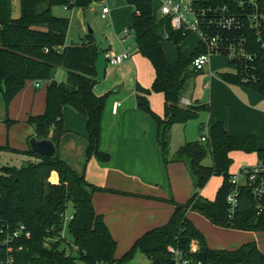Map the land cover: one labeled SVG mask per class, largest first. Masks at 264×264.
Masks as SVG:
<instances>
[{
	"label": "trees",
	"instance_id": "16d2710c",
	"mask_svg": "<svg viewBox=\"0 0 264 264\" xmlns=\"http://www.w3.org/2000/svg\"><path fill=\"white\" fill-rule=\"evenodd\" d=\"M11 1L0 0V103L6 105L27 80H47L55 67L65 72V79L49 81L44 88L43 111L25 118L34 137L52 142L54 153L45 157L29 148L20 151L0 146V150L25 157L19 166H0V219L8 231L21 224L28 233L0 245V259L8 252L11 264H129L138 251L148 259V264H172L166 248L173 246L195 259L214 264H264V253L255 242L241 243L230 250L207 248L201 233L185 216L191 210L221 228L264 230V212L257 213L255 200L247 187L236 189L237 205L232 214L225 201L227 193L234 189L229 181L232 174L228 171L232 162L229 153H255L262 158L264 149L258 147L253 135H229L221 122H215L206 129L199 124L200 135L204 131V141L198 137L169 152L171 125L196 118L197 113L208 110V106L179 105L186 81L199 73L191 69L189 62L200 49L182 51L180 42L184 37L170 29L166 17L156 14L152 0H124L132 7L126 31L131 33L136 52L148 60L153 71L148 88L136 86L135 105L156 123L163 162H181L185 166L191 191L183 203L169 200L172 210L168 219L144 231L126 251L114 257L115 241L90 201L93 192L103 189L86 182L83 175L75 173L57 153L59 137L64 132L61 108L68 106L85 118V158L93 157L99 162L109 159L98 147L106 94L96 95L92 90L97 82L94 63L98 48L92 34L88 33L77 43L65 44L68 19L51 13L53 6L83 9L96 0H17L16 16L12 14ZM162 40H169L174 47L172 61L164 56ZM255 66L248 74L254 73L256 82H243L240 75L233 72L215 75L226 84L250 87L264 97L263 57L257 59ZM151 92L162 96L161 116L149 108L147 96ZM4 122L12 121L5 119ZM205 157L209 159L208 164L202 163ZM51 172L55 173L56 182L49 180ZM213 175L221 176V183L209 200L199 194V189ZM68 206L70 213L66 214ZM64 228L69 241L62 236ZM191 242L197 244L195 253L188 252ZM61 244L63 246L59 247Z\"/></svg>",
	"mask_w": 264,
	"mask_h": 264
},
{
	"label": "crops",
	"instance_id": "0c3cea01",
	"mask_svg": "<svg viewBox=\"0 0 264 264\" xmlns=\"http://www.w3.org/2000/svg\"><path fill=\"white\" fill-rule=\"evenodd\" d=\"M112 19L115 28L108 29L104 35L105 43L100 49L102 61L97 63L95 60L97 82L92 87L94 94H106L101 111L98 147L108 154L109 159L99 162L93 157L85 158V118L68 106L61 108L64 132L59 137L57 153L75 173L82 174L86 182L103 189L91 194L92 209L101 214L115 244L120 239L124 247H129L144 231L162 225L168 219L172 210L169 200L178 199L181 190L178 189V183L191 181L183 163L163 162L157 143L156 123L149 114L135 105L136 86L148 88L153 71L148 60L134 50L135 45L132 49L126 44L127 37L130 35L132 38L131 33L123 38L120 36L119 32L129 26L131 14L129 12L124 22L111 17ZM193 40L191 51L196 46L194 37ZM65 44H68L66 36ZM180 45L183 52L189 53L183 49L182 41ZM125 46L131 49L127 59L116 65L105 63L103 51L120 53ZM174 58L170 56L167 60L172 61ZM211 59L208 67L213 71ZM148 72L151 73L149 84L146 80ZM205 72L207 73L206 68L197 74L206 76L201 84L203 92L193 93L189 90L185 95L184 91L182 97L188 100V105L206 104L208 110L199 111L196 118L183 124H172L169 129V142L172 130L175 142L178 143L176 145L179 146L199 137V124L206 129L215 122H221L229 135H253L258 147L264 149V97L250 87L224 83L215 75L218 72H214L213 76L208 73L206 75ZM64 79L65 72L55 67L50 71L48 79L40 81V84L37 82L34 85L33 80L25 81L21 91L17 92L18 95L10 101L8 110L6 105L0 103V121L8 119L19 123L16 142L17 147L22 149L20 151L29 148L27 137L33 136L32 127L25 123L26 116L43 111L44 88L49 81ZM153 93L147 96L149 108L161 116L162 96L155 92L160 96L161 104L158 101V106H154ZM114 102L118 105L113 113L111 106ZM173 151L169 148V152ZM232 152L240 151H231L229 156ZM240 153L255 155L258 160L255 153ZM52 176L53 179H50ZM50 177L51 182H56L54 172L50 173Z\"/></svg>",
	"mask_w": 264,
	"mask_h": 264
},
{
	"label": "built area",
	"instance_id": "2783aa9c",
	"mask_svg": "<svg viewBox=\"0 0 264 264\" xmlns=\"http://www.w3.org/2000/svg\"><path fill=\"white\" fill-rule=\"evenodd\" d=\"M103 2L104 0H96ZM157 5V14L166 17L170 29L180 32L185 38L192 35L195 38V48L200 51L194 54L189 66L194 71L207 69L208 75L213 72L208 67L211 57L222 58L233 67V73H238L243 82H256L254 73L255 62L259 57L264 59V0H227L223 2H204L203 0H152ZM91 1L88 6L92 3ZM87 6V7H88ZM62 8L69 9L66 5ZM90 11L97 13L94 8ZM106 4L100 6L99 17L105 19L108 15ZM128 31L124 29L121 37ZM136 51V49H134ZM131 54L129 46H125L120 53L111 50L102 52L104 61L108 65H116L127 59ZM37 85V81H34ZM180 106H187L188 100L180 97ZM118 103L114 102L111 111L114 113ZM204 131L199 136L204 141ZM234 189L227 193L225 201L229 214H232L237 205L236 189L247 187L255 200L257 213L264 212V157L258 158L253 166L243 167L238 176L231 174L229 178ZM0 245H4L19 235L27 236L21 224L11 231L0 219ZM198 247L191 242L189 253H195ZM172 264H214L195 259L173 246L166 248ZM12 257L6 252L0 259V264H11Z\"/></svg>",
	"mask_w": 264,
	"mask_h": 264
},
{
	"label": "rangeland",
	"instance_id": "374dc122",
	"mask_svg": "<svg viewBox=\"0 0 264 264\" xmlns=\"http://www.w3.org/2000/svg\"><path fill=\"white\" fill-rule=\"evenodd\" d=\"M11 2H12V14L16 16L18 14L17 0H12ZM151 3L153 10L157 14L156 3L154 1H152ZM103 4H106L107 7L110 9L109 14L105 19L100 18L98 14L100 6ZM91 6L97 12L96 14H93V11L89 10V7ZM131 11H132V7L128 5L124 0H104L103 2L93 1L88 7L83 9L78 7L64 9L62 8V6L51 7V13L53 15L58 17H65L68 19V28L66 31L67 43L79 42L80 39L83 37V35L86 33L87 27L91 29L92 38L94 39L95 44L98 48V53L95 57L97 63H100L99 62L100 60L102 61L100 49L103 47L105 43L104 35H106V31L108 29L115 28V22L113 19L111 20V17L114 19L115 18L119 19L121 20V22L122 21L124 22L126 21L129 12L131 14ZM119 33L121 34L122 31ZM128 33L130 32L128 31ZM193 41L194 40L191 35L186 36L182 40L183 49H185L187 52H190ZM126 44H128L133 49L134 43L130 35L126 39ZM161 47L166 59L170 56H173L174 58V54H175L174 47L169 40H162ZM211 58H212L211 65L214 67L215 70L212 71L213 72L211 74L212 76L214 75V72L222 73V72L233 71V67L227 62H225L222 58L215 56ZM150 72L147 73V77H146L148 84L151 78ZM205 74L207 75L206 72ZM205 78L206 76H203L201 74L189 78L185 84V91H186L185 95H187V91L189 90H192L193 93H202L203 91L201 89V84L203 80H205ZM37 82L39 84L41 83L40 81ZM17 95L18 94H16V96ZM153 97H154V101H153L154 106H158V101L159 104H161L160 96L158 94L154 92ZM10 101L6 103L7 110L9 108ZM7 118H9L8 115ZM13 123L14 122L6 124L5 122L0 121V146L1 147L6 146L8 148H15L18 150H22L17 147V142H16L18 136L17 124L19 123H14V124ZM170 135L171 136H170L169 148L171 151H173V148L175 149L177 148L178 145L176 144L178 143L175 142L173 130L171 131ZM179 137H180V132L178 133V138ZM177 142H179L178 139ZM230 158L232 162L228 168V171L236 176H238L240 169H242L243 167L253 166L257 162L255 155H246L240 152H236V153L232 152L230 154ZM24 160L25 157H23L20 154H17L9 150H4V149L0 150V166L4 164L19 166L23 163ZM202 163L208 164L209 159L205 157ZM220 183H221V176L213 175L209 177L208 180L205 182V184L199 189V194L206 199L209 200L212 199L214 196V192L216 188L220 185ZM178 184H179L178 189H181L179 191L178 199L172 198L171 200L176 203H183L190 194L191 182H187L184 180V183L181 182ZM176 188L174 189L176 190ZM69 213H70V207L68 206L66 214ZM170 213L171 212H169L168 217L170 216ZM185 216L190 221V223L201 233L204 240V244L207 248L230 250L237 248L241 243L251 241V242H255L258 248L264 253V230L251 231V230H240V229H232V228H221L212 224L206 218L191 210L187 211L185 213ZM62 236L65 238V240L67 241L70 240V237L65 228L62 231ZM122 243H123L122 240L119 239V241H117V244H115V249H114L115 258L119 257L124 251H126L129 248L128 246H127L128 248L124 247V244ZM62 246L63 245L61 244L59 247ZM129 264H148V259L143 254L136 251L133 254V257L129 262Z\"/></svg>",
	"mask_w": 264,
	"mask_h": 264
},
{
	"label": "water",
	"instance_id": "95a60500",
	"mask_svg": "<svg viewBox=\"0 0 264 264\" xmlns=\"http://www.w3.org/2000/svg\"><path fill=\"white\" fill-rule=\"evenodd\" d=\"M86 33L91 34V29L87 27ZM27 143L29 150L35 154L48 157L54 153V146L49 139H39L34 136H31L28 139Z\"/></svg>",
	"mask_w": 264,
	"mask_h": 264
}]
</instances>
